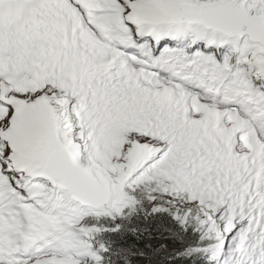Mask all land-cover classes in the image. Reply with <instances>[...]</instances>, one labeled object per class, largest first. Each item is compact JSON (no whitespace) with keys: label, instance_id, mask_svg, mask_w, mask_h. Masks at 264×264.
<instances>
[{"label":"snow or ice","instance_id":"snow-or-ice-1","mask_svg":"<svg viewBox=\"0 0 264 264\" xmlns=\"http://www.w3.org/2000/svg\"><path fill=\"white\" fill-rule=\"evenodd\" d=\"M0 264H264V0H0Z\"/></svg>","mask_w":264,"mask_h":264}]
</instances>
